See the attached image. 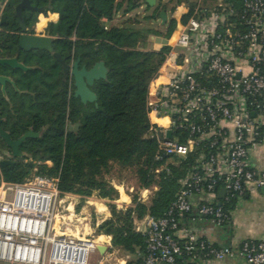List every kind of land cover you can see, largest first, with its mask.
Masks as SVG:
<instances>
[{
    "label": "built area",
    "instance_id": "obj_1",
    "mask_svg": "<svg viewBox=\"0 0 264 264\" xmlns=\"http://www.w3.org/2000/svg\"><path fill=\"white\" fill-rule=\"evenodd\" d=\"M194 1L193 9L183 2L174 10L179 30L150 80L146 106L155 158L165 163L157 172L175 157L197 156L167 213L135 224L147 240L143 264L230 256L264 264V240L217 245L182 225L194 211L219 225L229 220L222 204L214 198L196 202V194L217 197L225 188L230 200L264 187V153L261 168L250 160L253 148L264 147V0ZM3 159L0 154V261L88 264L89 239L59 229L58 178L37 174L9 182ZM154 189L145 188L139 200H150Z\"/></svg>",
    "mask_w": 264,
    "mask_h": 264
},
{
    "label": "trees",
    "instance_id": "obj_2",
    "mask_svg": "<svg viewBox=\"0 0 264 264\" xmlns=\"http://www.w3.org/2000/svg\"><path fill=\"white\" fill-rule=\"evenodd\" d=\"M20 1H0V19L5 17L0 25V58L16 57L28 67L0 64V75L12 80L5 89L0 85V118L13 139L29 130L38 135L28 137L16 157L0 136V154L12 160L1 167L3 177L9 182H25L37 174L57 177L61 197L72 193L109 200L111 215L98 224L97 234L111 236L112 248L135 256L125 264H143L147 240L136 229L135 220L167 213L197 156L194 151L185 158L175 157L156 171L165 163L156 160L157 143L148 135L147 94L169 46L138 47L146 34L126 25L136 21L132 17L119 26L110 25L120 8L119 0H30L32 6H46V10L23 9L27 33L42 29L37 24L40 15L39 21L47 24L41 33L52 37L53 50L27 51L19 46L22 28L16 6ZM142 1L130 0L127 11ZM178 2H187L191 9L195 5L194 0ZM162 9H166L165 3L155 7L153 16L158 17ZM49 12H53L51 18L58 13V18L48 21ZM186 19L187 15L183 22ZM54 52L70 64L81 58V65L88 68L97 61L105 62L107 77L91 87L98 106L74 95V78L64 71ZM114 165L133 170L141 188L157 187L149 202L136 194L130 206L117 207L113 201L119 198V191L106 177Z\"/></svg>",
    "mask_w": 264,
    "mask_h": 264
},
{
    "label": "rangeland",
    "instance_id": "obj_3",
    "mask_svg": "<svg viewBox=\"0 0 264 264\" xmlns=\"http://www.w3.org/2000/svg\"><path fill=\"white\" fill-rule=\"evenodd\" d=\"M162 2H166V10L169 12L167 23L163 24L160 18L154 17L155 7L148 6L143 0L142 6L132 7L126 16L124 15L127 12L125 7L117 12L118 18L110 25L119 26L122 22L132 17L136 21L125 23L130 28L139 31L140 34L145 33L171 39L173 34L179 30V23L172 19L171 14H174L176 7L182 3H179L178 0H162ZM138 47L151 50L160 49L162 45L156 42L140 40ZM70 127L75 129L76 125H71ZM106 177L119 191V198L113 201L118 208L130 206L132 204V196L137 194L140 197L145 189L139 186L137 177L131 169H122L118 165H114ZM108 203H110L109 200L99 198L97 195L83 198L79 195L68 193L62 196V202L58 206V226L60 231H66L76 237H84L94 244V247L90 250L88 264H124V261L135 257L119 248H112L111 238L108 235L97 234L98 224L111 215ZM61 215L65 219L60 217ZM98 245L106 246L104 252H100ZM0 264L9 263L0 261Z\"/></svg>",
    "mask_w": 264,
    "mask_h": 264
},
{
    "label": "crops",
    "instance_id": "obj_4",
    "mask_svg": "<svg viewBox=\"0 0 264 264\" xmlns=\"http://www.w3.org/2000/svg\"><path fill=\"white\" fill-rule=\"evenodd\" d=\"M144 1L146 2V0ZM119 2L120 8L118 12L121 11L124 7L127 11L130 0H119ZM158 4H163L162 0H156L154 7H156ZM147 5L150 6L148 3ZM140 6H142V4ZM51 13L53 12L48 13V21L56 20L59 14L54 12L56 16L54 18H51V16L49 15ZM127 13L128 11L125 12L124 15L126 16ZM171 17L172 19H175L174 14H171ZM116 18H118L117 15H115L109 23L113 24ZM158 18L160 17L158 16ZM37 24H41L42 26V29L40 30L37 28V34H44L41 32L47 24H45L44 26V22L39 21V19ZM146 35H148L149 38L146 39L144 37V40L156 42L155 40H152L150 38L151 35ZM263 153V146L253 148L250 151V160L255 166L259 168L262 167ZM152 194L153 190L151 196ZM226 194L221 196L218 192L217 197L215 194L210 193H201L194 195V200L196 202L205 201L209 198H214L217 202L221 201L222 205H227L226 209L229 213V220L225 224L219 225L214 222L211 218L200 217L197 212L194 211L183 220L182 225L195 229L200 236H203L210 242L217 245H231L233 247H238L245 240H264V187L259 189H250L241 196L235 195L233 196V200L231 202L225 199ZM142 220L143 219L135 220V224L140 223ZM108 237L111 238V236ZM126 261L124 262L126 263ZM184 264H247V261L245 260V258L240 256H230L222 260L210 259L195 262L191 260H186Z\"/></svg>",
    "mask_w": 264,
    "mask_h": 264
},
{
    "label": "water",
    "instance_id": "obj_5",
    "mask_svg": "<svg viewBox=\"0 0 264 264\" xmlns=\"http://www.w3.org/2000/svg\"><path fill=\"white\" fill-rule=\"evenodd\" d=\"M146 2L150 6H154L156 0H146ZM28 8L32 11L43 12L46 10V6L36 7L32 6L30 0H21L20 3L16 6V16L19 18L20 27L22 28V34L19 37V46L24 50L31 49H48L50 51L53 50L52 47V37L48 35H39V34H31L27 33V25L25 22V17L23 15V9ZM159 17L162 20V23L168 22V12L166 9H162L159 13ZM5 17L2 16L0 19V25L4 22ZM146 39L149 38L148 35L145 36ZM150 38L155 40L157 43L162 46H166L168 44V39L162 36L151 35ZM53 56L62 63L64 71L70 72L74 78L75 91L74 95L79 97L81 102H94L96 106H98V97L96 92L91 88L96 80L105 79L108 74V67L106 66L103 60L95 62L90 68H88L85 64L81 65V58H77L73 63H68L66 59H64L59 53L54 52ZM1 65H9L14 68H19L26 70L28 67L20 62L16 57L12 58H0ZM8 82H12L10 77L5 75H0V85L3 89H5L6 84ZM0 118V136L5 140L7 145L12 150L13 156H19L21 154V144L31 136H37L38 133L29 130L25 132L23 135L18 137L17 139H13L11 134L7 132L1 125ZM10 159H3L1 161V166L11 163ZM227 190L222 188L219 191V194L222 196L226 194ZM221 205V201L218 202ZM100 252H104L106 246L98 245Z\"/></svg>",
    "mask_w": 264,
    "mask_h": 264
},
{
    "label": "bare ground",
    "instance_id": "obj_6",
    "mask_svg": "<svg viewBox=\"0 0 264 264\" xmlns=\"http://www.w3.org/2000/svg\"><path fill=\"white\" fill-rule=\"evenodd\" d=\"M102 206V205H101ZM98 206V207H101ZM102 209V208H101ZM59 221V220H58ZM100 239V237H99ZM92 242L89 240L88 242L85 243V248L84 250L90 251L93 248V245L91 244ZM77 262H82V253L80 254V257L76 260Z\"/></svg>",
    "mask_w": 264,
    "mask_h": 264
},
{
    "label": "flooded vegetation",
    "instance_id": "obj_7",
    "mask_svg": "<svg viewBox=\"0 0 264 264\" xmlns=\"http://www.w3.org/2000/svg\"><path fill=\"white\" fill-rule=\"evenodd\" d=\"M24 9H26V8H24Z\"/></svg>",
    "mask_w": 264,
    "mask_h": 264
}]
</instances>
